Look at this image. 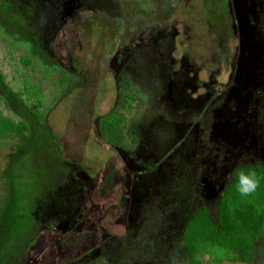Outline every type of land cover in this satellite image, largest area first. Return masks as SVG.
Wrapping results in <instances>:
<instances>
[{
  "label": "rangeland",
  "instance_id": "rangeland-1",
  "mask_svg": "<svg viewBox=\"0 0 264 264\" xmlns=\"http://www.w3.org/2000/svg\"><path fill=\"white\" fill-rule=\"evenodd\" d=\"M34 2L0 0V109L30 127L0 145V264H190L188 218L264 164V0H65L63 29ZM114 110L131 150L102 138Z\"/></svg>",
  "mask_w": 264,
  "mask_h": 264
},
{
  "label": "trees",
  "instance_id": "trees-1",
  "mask_svg": "<svg viewBox=\"0 0 264 264\" xmlns=\"http://www.w3.org/2000/svg\"><path fill=\"white\" fill-rule=\"evenodd\" d=\"M131 108L129 101L123 102ZM41 113L39 118L42 119ZM123 114L114 110L104 117L101 135L109 144H116L127 150L140 143L136 128L128 129ZM29 130L27 122H16L0 109V145L16 135ZM245 172H254L258 187L251 195L244 197L235 183L230 182L222 196L215 217L201 208L188 219L179 239L190 264H206L203 255H209L212 263H252L257 250L256 240L264 235V166L245 165ZM5 176L0 173V181Z\"/></svg>",
  "mask_w": 264,
  "mask_h": 264
},
{
  "label": "flooded vegetation",
  "instance_id": "flooded-vegetation-1",
  "mask_svg": "<svg viewBox=\"0 0 264 264\" xmlns=\"http://www.w3.org/2000/svg\"><path fill=\"white\" fill-rule=\"evenodd\" d=\"M9 6V5H8ZM33 6H34V11H35V13H37L38 15H36L35 17H34V15L33 14H30V15H32V21H36V22H34L35 24H36V26H37V24H38V22H43V23H45V28H48L49 29V27L51 26V25H53V24H55L57 27H59L60 29H63V28H65V26H66V23H67V21H70V19H68V17H72L73 15H76V13H77V10H76V7H73V9L71 10V7H67L66 6V4H65V0H36V2H34L33 3ZM33 11V12H34ZM17 14L19 13V14H21L22 13V11L20 12V10L18 9L17 10V12H16ZM37 17V18H36ZM28 23V22H27ZM26 27V26H25ZM21 34V33H20ZM22 34H24V32H22ZM30 36L32 37V34L30 33ZM31 37L29 38L30 40H32L31 39ZM33 38V37H32ZM26 40H29L27 37L25 38ZM50 58H51V56H50ZM48 59V58H47ZM52 59V58H51ZM50 60V59H49ZM60 60L61 59H58V58H56V60L55 61H53V59H52V62H51V64L52 65H55V64H57L58 66H61V68H63V64L62 63H60ZM71 60V59H70ZM48 63L50 64V61H48ZM71 73V72H70ZM79 75H75V77H78ZM129 85H131V84H129ZM133 85V84H132ZM73 86H75V84L73 85ZM137 86L138 87H140V86H143V85H138L137 84ZM145 89V88H144ZM28 124V128H29V130H30V127H29V123H27ZM28 132V131H27ZM22 135V134H21ZM112 145V144H111ZM209 145H210V147H209V152H208V158H207V161H208V159H209V163L212 161V158H214L213 157V153H215V152H217V151H219V150H222L223 151V153H224V145L222 146V145H213V144H211V143H209ZM45 158H47V157H45ZM213 163H214V165H218L217 163H216V161H215V159L213 160ZM219 164L221 165V163H220V161H219ZM208 165L209 164H205V166L204 167H208ZM224 165V164H223ZM222 165V166H223ZM245 165H262V166H264V164H262V163H259V162H251V163H241V162H238V163H236L234 166H232V167H229L228 168V170H226V171H228L229 173L228 174H230V173H232L233 172V170L234 169H237V168H241L242 166H245ZM210 166V165H209ZM227 174V175H228ZM224 181V180H223ZM225 182V181H224ZM230 179H229V175H228V180H227V182H226V184H225V189H224V193H225V190H226V188H227V186L230 184ZM59 183V182H58ZM224 193H223V195H224ZM222 195V196H223ZM222 196H221V198H222ZM221 198H220V200H221ZM220 200H219V203H220ZM218 207H219V205H218ZM201 208H205L207 211H208V213L210 214V215H212L213 217H215L216 215H213L211 212H210V210H209V208L207 207V206H202ZM201 208H199V209H201ZM198 209V210H199ZM198 210H197V212H198ZM196 212V213H197ZM192 217V216H191ZM189 219V218H188ZM188 221V220H187ZM94 250H92V251H89V252H93ZM96 251V250H95Z\"/></svg>",
  "mask_w": 264,
  "mask_h": 264
},
{
  "label": "clouds",
  "instance_id": "clouds-1",
  "mask_svg": "<svg viewBox=\"0 0 264 264\" xmlns=\"http://www.w3.org/2000/svg\"><path fill=\"white\" fill-rule=\"evenodd\" d=\"M229 179L235 183L238 192L244 197L251 195L258 187V180L256 179L255 173H247L242 168L234 169L229 174Z\"/></svg>",
  "mask_w": 264,
  "mask_h": 264
}]
</instances>
